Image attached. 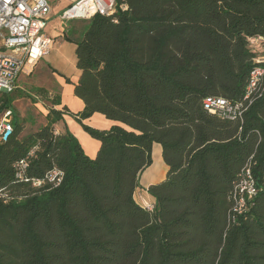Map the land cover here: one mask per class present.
<instances>
[{
    "label": "trees",
    "instance_id": "16d2710c",
    "mask_svg": "<svg viewBox=\"0 0 264 264\" xmlns=\"http://www.w3.org/2000/svg\"><path fill=\"white\" fill-rule=\"evenodd\" d=\"M85 21L73 84L84 107L73 117L99 149L90 158L55 128L67 109L42 88L46 123L23 134L12 110L0 142V264H264V75L243 100L264 68L248 45L264 37V0H115L113 14ZM207 97L245 109L228 120L203 108ZM96 112L119 124L83 123ZM155 143L168 169L147 188L148 210L134 193ZM245 168L256 194L236 213Z\"/></svg>",
    "mask_w": 264,
    "mask_h": 264
},
{
    "label": "built area",
    "instance_id": "2783aa9c",
    "mask_svg": "<svg viewBox=\"0 0 264 264\" xmlns=\"http://www.w3.org/2000/svg\"><path fill=\"white\" fill-rule=\"evenodd\" d=\"M84 0H71V4L63 10L60 18L90 19L95 14L111 15L115 11V0H90L92 7L78 8ZM88 7V6H87ZM50 5L47 0H0V105L4 95L11 94L16 86V80L25 65L35 62L48 53L50 40L45 37L44 30L49 19ZM250 49L257 54L256 61L264 62V37L257 36L248 39ZM264 75V68L252 71L251 79L245 89L243 100L251 102V98L259 88ZM1 107V106H0ZM57 106H55L56 108ZM203 108L216 116L235 120L241 117L245 109L242 102L231 103L222 97H207L203 100ZM12 109L0 110V142L7 139L12 132ZM27 158L15 164V177L27 180L24 170ZM56 172L50 174L54 176ZM39 180H32L33 186H39ZM238 192L233 210L241 213L256 194V187L251 172L245 168L242 177L235 187ZM1 194V190H0ZM141 206L152 210L154 204L142 202Z\"/></svg>",
    "mask_w": 264,
    "mask_h": 264
},
{
    "label": "crops",
    "instance_id": "0c3cea01",
    "mask_svg": "<svg viewBox=\"0 0 264 264\" xmlns=\"http://www.w3.org/2000/svg\"><path fill=\"white\" fill-rule=\"evenodd\" d=\"M47 1L50 5V13L44 35L50 40V49L47 54L35 62L25 65L17 77L14 91L6 96L12 97L10 103L16 117L23 121L29 120L26 121V124L30 129L46 123V103L37 102L34 98L33 102L27 101L22 104L23 98L15 96V94H26L33 97L31 89H35L37 93V90L42 88L48 94L57 95L60 103L56 108H66L67 113H64L61 121L56 124V129L69 131L77 139L84 153L88 157L94 158L99 149V141L85 132L73 117V114L82 111L84 107L83 101L73 93V84L79 77V70L76 67L75 42L80 38L86 21L85 19L64 21L60 18L63 10L71 4V0ZM26 88L29 92L26 91ZM83 123L101 130H107L111 126L119 124L97 112L84 119ZM152 153H155L157 162L154 163L152 158V164L140 174L139 187L134 193V198L140 205L142 202L155 203L147 188L163 180L168 169L163 161L159 144H153Z\"/></svg>",
    "mask_w": 264,
    "mask_h": 264
},
{
    "label": "rangeland",
    "instance_id": "374dc122",
    "mask_svg": "<svg viewBox=\"0 0 264 264\" xmlns=\"http://www.w3.org/2000/svg\"><path fill=\"white\" fill-rule=\"evenodd\" d=\"M260 53H261V52H260ZM262 54H264V52H262ZM26 91L29 92L27 88H26ZM31 92L33 93V97H29V96H27L26 94H15V96H18V97L23 98V99L21 100V103H22V104H25L27 101H29V102H33V101H34V100H33L34 98H35V100H36L37 102L39 101V102H42V103H44V104L46 103V105L48 104V100L45 99V98H43V97H41V96H39V95L35 92V89L33 90V88H32V89H31ZM19 95H20V96H19ZM15 96H13V97H15ZM23 107H25V106L23 105ZM31 112H33V111L31 110ZM26 121L28 122L29 120H28V119L25 120V121L21 120V122H22L23 125H24L23 134H24V133H27L29 130H33V129H35V128H30V129H28V128H27ZM59 121H61V120H59ZM59 121H57V122L54 124L55 128H57V127H56V124H57ZM59 131H60V130H59ZM63 131H66V130H63ZM152 158H153L154 163H156L157 160H156L155 153H152Z\"/></svg>",
    "mask_w": 264,
    "mask_h": 264
},
{
    "label": "bare ground",
    "instance_id": "6f19581e",
    "mask_svg": "<svg viewBox=\"0 0 264 264\" xmlns=\"http://www.w3.org/2000/svg\"><path fill=\"white\" fill-rule=\"evenodd\" d=\"M91 5V2H90V0H84L79 6L80 7H78V8H88V10H89V12L92 10V9H90V8H92V7H89ZM88 6V7H87Z\"/></svg>",
    "mask_w": 264,
    "mask_h": 264
}]
</instances>
